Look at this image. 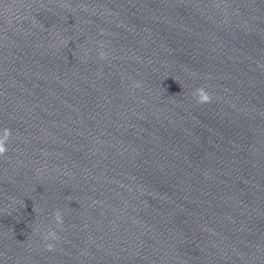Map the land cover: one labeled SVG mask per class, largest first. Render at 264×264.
Instances as JSON below:
<instances>
[{
	"label": "water",
	"instance_id": "1",
	"mask_svg": "<svg viewBox=\"0 0 264 264\" xmlns=\"http://www.w3.org/2000/svg\"><path fill=\"white\" fill-rule=\"evenodd\" d=\"M6 129L0 264H264V0H0Z\"/></svg>",
	"mask_w": 264,
	"mask_h": 264
},
{
	"label": "clouds",
	"instance_id": "2",
	"mask_svg": "<svg viewBox=\"0 0 264 264\" xmlns=\"http://www.w3.org/2000/svg\"><path fill=\"white\" fill-rule=\"evenodd\" d=\"M8 136H9V130L6 129V130L4 131L3 138L0 139V152L6 150V149H5V143H4V142L7 141ZM48 246H49V247H52L51 244H49Z\"/></svg>",
	"mask_w": 264,
	"mask_h": 264
}]
</instances>
